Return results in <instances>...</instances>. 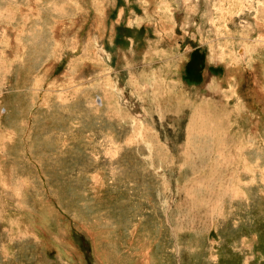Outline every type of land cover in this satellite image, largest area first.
<instances>
[{"label": "rangeland", "instance_id": "374dc122", "mask_svg": "<svg viewBox=\"0 0 264 264\" xmlns=\"http://www.w3.org/2000/svg\"><path fill=\"white\" fill-rule=\"evenodd\" d=\"M0 264H264V0H0Z\"/></svg>", "mask_w": 264, "mask_h": 264}, {"label": "bare ground", "instance_id": "6f19581e", "mask_svg": "<svg viewBox=\"0 0 264 264\" xmlns=\"http://www.w3.org/2000/svg\"><path fill=\"white\" fill-rule=\"evenodd\" d=\"M97 254V253H96ZM101 259V258H100Z\"/></svg>", "mask_w": 264, "mask_h": 264}]
</instances>
